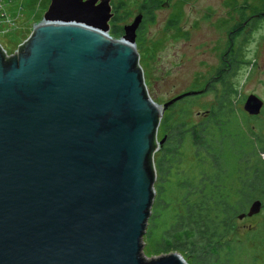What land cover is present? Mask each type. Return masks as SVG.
<instances>
[{"label": "water", "instance_id": "obj_1", "mask_svg": "<svg viewBox=\"0 0 264 264\" xmlns=\"http://www.w3.org/2000/svg\"><path fill=\"white\" fill-rule=\"evenodd\" d=\"M111 0H50L13 54L0 43V264H189L149 257L159 104L137 49L139 13L110 33ZM207 88V84L204 89ZM264 100L246 97L258 115ZM264 210L256 198L239 219Z\"/></svg>", "mask_w": 264, "mask_h": 264}, {"label": "rangeland", "instance_id": "obj_2", "mask_svg": "<svg viewBox=\"0 0 264 264\" xmlns=\"http://www.w3.org/2000/svg\"><path fill=\"white\" fill-rule=\"evenodd\" d=\"M18 1L25 8L24 16L26 14L25 19L19 22L21 27L6 35L0 33V42L8 54L15 53L19 44L30 36L34 25L43 18L50 4V1L46 2L47 0H34L32 9L28 10L25 7L28 0ZM112 1L114 6L124 1L126 10L130 12L129 17L120 23L122 26L130 23L140 13L142 0ZM232 1L234 0H171L169 6L164 5L156 12L153 22L148 21L137 33V49L148 91L159 104L185 91L202 90L206 82L216 76L227 50L225 47L229 45V30L236 24L243 23L244 16L247 17L256 9H260L259 0H248L249 5L246 0H236V3ZM242 10L245 13H242ZM177 12H180L181 21L177 27H168V18ZM117 14L119 15V12ZM255 27L252 30L246 28L234 46L240 47L242 54L238 69L230 78L238 90L234 97L237 100L235 105L237 113L232 115L230 120L233 126L237 121L242 123L243 119L246 120L249 128L264 141V109L256 118L243 108L246 97L252 93L264 100V19ZM220 91L221 86L218 85L217 91H208L197 97L194 95L186 97L179 104H177L179 101L175 103L177 104L175 110L183 104L182 101H193L188 121L198 124L211 114L209 110L216 104ZM233 126L230 125L234 129ZM162 150L163 143H160L154 155L155 163L161 157ZM178 150L179 160L174 159L173 163L168 165V170L162 171L159 163L158 175L156 166L155 187L157 184L158 194L155 193L153 205L156 203L160 212L176 207L175 201L179 198L181 201L182 196L177 185L181 180L187 179L195 187H201L203 184L201 177L205 173L210 178L205 183L207 188L213 186V183L223 188L224 182L228 180L227 174H221L217 170L207 152L201 151L197 154L190 142L184 143ZM210 152L216 158L220 156L218 149ZM169 156L165 154L166 158ZM262 156L264 157V153ZM229 189L230 184L227 189L223 188V191L228 193ZM190 198L192 202H196L199 194L197 192L191 194ZM232 200L235 201L233 198ZM167 204L169 206H165ZM248 206L249 203L246 202L241 205L244 209H248ZM161 222V228L167 226L171 222L169 214L167 218L163 217ZM235 227L241 241L235 243L231 252L224 258L226 262L223 263L264 264V210L244 219L236 218ZM235 232H232L231 237L236 238ZM146 247L147 242L144 241L143 251L147 250L149 254L146 253L147 256L152 258L161 255L149 253L148 250L151 248ZM187 250L190 252V247L187 246Z\"/></svg>", "mask_w": 264, "mask_h": 264}, {"label": "trees", "instance_id": "obj_3", "mask_svg": "<svg viewBox=\"0 0 264 264\" xmlns=\"http://www.w3.org/2000/svg\"><path fill=\"white\" fill-rule=\"evenodd\" d=\"M48 1L50 0L46 2ZM161 1H141L139 9L144 8L146 12L142 27L148 21L155 20L156 10L160 7ZM260 3L264 4V0H261ZM33 4L34 0H28L25 7L31 10ZM116 10L125 13L116 16L110 33L114 37H121L124 34V29L119 22L128 18L130 12L126 10L124 1H120ZM242 13L245 12L242 10ZM181 19L180 12L172 14L167 20V26L177 27ZM241 24L234 26L238 28L235 32L236 35L242 32ZM228 44L225 47L227 50L225 49V56L222 58L216 76L206 82L207 88H203L202 93L194 95L197 97V95L205 94L208 91H217L218 85L221 86L217 102L209 110L211 114L198 124L191 123L188 119L191 115L193 101H182L183 104L178 110H175V106L182 99L165 110L158 129V140L166 137L162 150L164 154L161 153V157L158 158L155 165L158 175L159 163L162 171L168 170V165H171L174 159L179 160L178 149L184 143L190 142L197 154L201 151L207 152L212 157L217 170L221 174H227L228 180L224 182L223 188L227 189L230 184L229 192L223 191V188L216 183L207 188L205 183L210 178L205 173L201 177L203 182L201 187H195L187 179L178 182L182 199L180 201L179 198L175 201L176 207L160 212L156 203L152 205V214L148 220L146 235L143 238L147 242L146 248H151L150 251L148 250L151 254H163L176 250L184 256L189 264H224L225 256L231 252L235 243L241 241L235 232L238 214L247 210L241 205L245 202L250 203L256 198L264 199L263 140L249 128V123H246V120L243 119L242 123L237 121L234 126L230 120V117L237 113L235 107L237 100L234 97L238 94L237 87L230 81V78L238 69L242 52L240 47L234 48L232 40ZM257 116L252 115L256 118ZM214 149L220 151V156L217 158L210 152ZM165 154L170 156L166 158ZM155 190L158 194L157 184ZM196 192L199 194V198L197 201L195 200L196 202H192L190 195ZM168 214L171 222L161 228V220L163 217L167 218ZM232 232L236 233V238L231 237ZM187 246L190 247V252H188ZM146 251L144 250L145 253H147ZM191 255L192 257H190Z\"/></svg>", "mask_w": 264, "mask_h": 264}, {"label": "flooded vegetation", "instance_id": "obj_4", "mask_svg": "<svg viewBox=\"0 0 264 264\" xmlns=\"http://www.w3.org/2000/svg\"><path fill=\"white\" fill-rule=\"evenodd\" d=\"M248 0H246V2H247ZM234 3H236V0H234L233 1ZM249 2V1H248ZM247 2V5H249L250 4V2L248 3ZM261 2V0H259V4H260V9H256L253 13H251L249 16H247V17H245L244 16V21H243V23L241 24L242 25V32H241V34H239V35H236L235 34V32L238 30V28H236V27H233L232 29H230L229 30V32H228V34H230L231 33V35L228 37V42H230L231 40H232V45L233 46H235V44H236V40L239 38V37H241L243 34H244V32H245V29L246 28H249L250 30H252V29H254V28H256L255 26L256 25H259L260 24V21L261 20H263L264 19V4H261L260 3ZM170 3H171V0H162L161 1V3H160V7L156 10V12L162 7V6H164V5H167V6H169L170 5ZM111 4H112V7H113V12H114V16L111 18V20H110V27L112 28L113 26H114V24H115V22H114V20H115V18H116V16L118 15L117 14V10H116V6L117 5H115L114 6V4H113V1L111 0ZM120 12H121V10H120ZM120 12H119V15H120ZM140 13H142L143 15H146V12H145V10H144V8H142L141 10H140ZM145 17V16H144ZM145 19V18H144ZM121 22H123V20L122 21H120L119 23H121ZM142 25H143V23L140 25V27L138 28V30H137V33H139L142 29ZM236 25H240V23H238V24H236ZM235 25V26H236ZM245 36V35H244ZM263 109H264V107H263ZM262 109V110H263ZM262 112V111H261ZM261 114V113H260ZM260 114H258V115H260ZM250 115V114H249ZM263 144H264V141H263ZM263 148H264V146H262ZM261 147V148H262Z\"/></svg>", "mask_w": 264, "mask_h": 264}, {"label": "built area", "instance_id": "obj_5", "mask_svg": "<svg viewBox=\"0 0 264 264\" xmlns=\"http://www.w3.org/2000/svg\"><path fill=\"white\" fill-rule=\"evenodd\" d=\"M23 9L18 0H0V33L6 35L21 27L19 22L26 17Z\"/></svg>", "mask_w": 264, "mask_h": 264}]
</instances>
